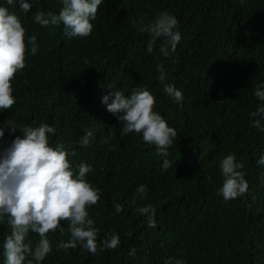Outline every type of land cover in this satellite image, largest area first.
Wrapping results in <instances>:
<instances>
[{"label": "trees", "instance_id": "16d2710c", "mask_svg": "<svg viewBox=\"0 0 264 264\" xmlns=\"http://www.w3.org/2000/svg\"><path fill=\"white\" fill-rule=\"evenodd\" d=\"M8 7L20 15L26 44L36 36L38 50L32 54L27 46L25 67L12 80L16 102L0 112V125L7 119L18 128L53 125L50 144L75 148L73 166L91 164L86 179L101 192L88 208L99 229L97 253L79 245L58 248L70 237L62 221L63 232L48 233L53 250L42 264H166L170 257L186 264H264V165L257 163L264 132L251 117L260 103L254 91L264 83V0H105L92 33L73 38L64 35L63 24L42 27L34 20L37 11L58 13L61 0H37L28 13ZM161 11L176 16L182 34L168 57L159 53V40L147 51L150 34L139 23ZM165 84L183 92L181 104ZM138 86L150 89L154 110L177 131L167 166L140 133L121 134L123 125L102 103L109 88L127 95ZM87 130L92 142L80 147ZM19 134L6 130L0 147ZM230 153L243 163L249 187L226 201L218 192L219 164ZM140 184L150 189L143 200L136 195ZM117 204L123 211L116 212ZM143 205L155 208L154 227L138 213ZM10 231L0 225V264ZM112 233L119 245L101 250L99 242ZM29 238L39 239L31 232Z\"/></svg>", "mask_w": 264, "mask_h": 264}, {"label": "clouds", "instance_id": "9594fccd", "mask_svg": "<svg viewBox=\"0 0 264 264\" xmlns=\"http://www.w3.org/2000/svg\"><path fill=\"white\" fill-rule=\"evenodd\" d=\"M37 0H3L0 3V112L10 109L16 102L13 95L12 80L15 74L25 67V54L28 45L31 53L38 50L36 36L27 37L18 11L28 13ZM105 0H61L62 7L58 13L37 11L34 20L42 27L63 24L64 35L68 38L87 37L92 33L93 23L98 8ZM7 5V6H6ZM137 21L134 19L133 24ZM141 31L149 33L147 51L152 53L157 41L159 53L164 57L170 55L169 48L175 51L182 39L178 28L179 21L168 11L159 12L149 23L140 18ZM160 73L158 79L164 81L166 73L163 63L157 64ZM164 90L172 100L181 104L184 95L174 84H165ZM254 96L260 102L251 113L253 127L264 132V83L258 84ZM102 103L123 125L121 134L140 133L143 141L155 145L159 154L165 157L169 146L173 145L177 131L169 126L167 120L154 110L156 98L146 86L133 88L129 94L109 88L102 97ZM20 134L11 142L0 147V225H7L11 231L3 238V264H42L52 249L48 237L50 231L57 228L64 231L62 221L68 222L70 237L57 245L58 248H76L78 245L95 254L98 251L97 237L99 229L90 217L88 208L100 200V189L94 187L86 174L92 165L80 162L73 166L70 157L76 155L75 148L64 143L50 144L49 134L56 129L49 123L36 127L25 125L17 127L12 120L0 125V138L5 131ZM94 133L87 130L77 142L80 147L88 146ZM105 143L108 142L106 138ZM257 163L264 165V156ZM244 165L237 161L234 153L227 154L219 164L222 184L218 188L224 200L243 195L249 187ZM150 189L140 184L136 195L145 199ZM116 212L123 211V205L117 204ZM137 211L146 217L148 225H156V210L151 205L138 206ZM35 233L39 239L35 243L29 233ZM100 249H115L120 243L117 233H112L100 242ZM135 254V249L130 250ZM166 264H186L182 258L170 257Z\"/></svg>", "mask_w": 264, "mask_h": 264}]
</instances>
